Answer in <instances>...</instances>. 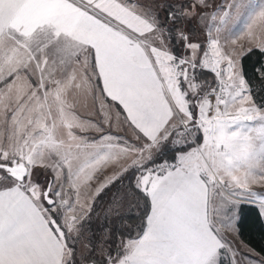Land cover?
<instances>
[{
  "label": "snow or ice",
  "instance_id": "obj_1",
  "mask_svg": "<svg viewBox=\"0 0 264 264\" xmlns=\"http://www.w3.org/2000/svg\"><path fill=\"white\" fill-rule=\"evenodd\" d=\"M256 50L264 0H0V264H264L228 238L242 201L264 215ZM125 195L135 235L110 226Z\"/></svg>",
  "mask_w": 264,
  "mask_h": 264
},
{
  "label": "trees",
  "instance_id": "obj_2",
  "mask_svg": "<svg viewBox=\"0 0 264 264\" xmlns=\"http://www.w3.org/2000/svg\"><path fill=\"white\" fill-rule=\"evenodd\" d=\"M198 31L195 33L197 36ZM260 67H264V55L258 50L251 52L243 59V70L247 78L254 83L256 82V70ZM211 78L210 76L208 77ZM256 93V99L260 102L264 99V92H260L257 84L254 88ZM124 185L128 187V176L122 182H116V184L105 191V194L99 197L105 198L106 193L115 189L118 186ZM143 209V202L141 201V208L136 210L135 213L118 214L115 217H111V227L114 230V234L118 235L116 230L127 231V226H132V235H135V226L140 223L141 213ZM102 223H105L103 221ZM100 224L93 221V230H98ZM237 236L251 249L257 252L260 256H264V223L260 218V214L255 205L250 203H240L237 210V218L235 222Z\"/></svg>",
  "mask_w": 264,
  "mask_h": 264
},
{
  "label": "rangeland",
  "instance_id": "obj_3",
  "mask_svg": "<svg viewBox=\"0 0 264 264\" xmlns=\"http://www.w3.org/2000/svg\"><path fill=\"white\" fill-rule=\"evenodd\" d=\"M260 0H253V3H259ZM210 4H215L217 6H225L227 4V0H209ZM245 22L243 19H237L234 23H231L228 26V31L225 33V35H227L229 38H239L238 42L236 45H234L233 47H235L237 50H239L241 44H243L245 46V48L248 47L247 44V40L245 37ZM212 31H215V26H212ZM204 32L198 31L197 37L200 39H203L204 36ZM95 186V185H94ZM253 190L260 193L261 195H264V186H260V185H253ZM127 193V188L124 185L118 186L115 189H111L106 193V197L104 198H98L95 202V211L96 213L101 214V219L97 220L95 219V214H94V218L93 221H95L96 223L100 224L104 221L103 220V211L106 210L109 205L112 203L114 198H119L121 195H124ZM105 194V192L103 193V195ZM102 196V195H101ZM135 200V197L132 195H125V198L122 200H119V207L118 208H114L113 209V215L112 217H115L118 214H124V213H135L136 212V208L134 207H129L130 204L133 203V201ZM241 203H250L256 206L259 214H260V218L262 219L263 223H264V215H261V209L259 206V201L258 199L256 200V202H249L248 200H244ZM236 218H237V211H236ZM235 221L233 222V231L228 234V238L229 240H231L234 244V246H239L240 251L245 252L246 254H248V250L251 249L249 246H247L238 236L236 233V227H235ZM109 221H105V224H108ZM111 226V224H110ZM98 231V230H97ZM251 256L253 259H259L261 256L255 252L253 249H251ZM77 254H78V258L81 254H83L84 256H87L88 253L87 251L82 248L81 246H77ZM95 259L99 260L100 256L99 253L95 254ZM237 259H241L240 257H237ZM242 264H251V261H242Z\"/></svg>",
  "mask_w": 264,
  "mask_h": 264
},
{
  "label": "crops",
  "instance_id": "obj_4",
  "mask_svg": "<svg viewBox=\"0 0 264 264\" xmlns=\"http://www.w3.org/2000/svg\"><path fill=\"white\" fill-rule=\"evenodd\" d=\"M116 131H117V134L123 135V132H119V130H116ZM84 135L94 137L96 135V133L95 132H87V133H84Z\"/></svg>",
  "mask_w": 264,
  "mask_h": 264
}]
</instances>
